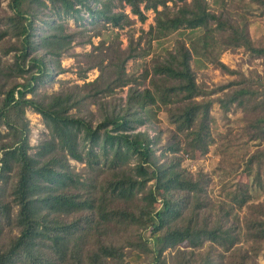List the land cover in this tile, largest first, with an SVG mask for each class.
Returning a JSON list of instances; mask_svg holds the SVG:
<instances>
[{"label": "trees", "instance_id": "16d2710c", "mask_svg": "<svg viewBox=\"0 0 264 264\" xmlns=\"http://www.w3.org/2000/svg\"><path fill=\"white\" fill-rule=\"evenodd\" d=\"M249 1L264 8V0ZM213 2L219 10L206 0L8 1L10 12L0 17V264H132L125 248L151 254L147 264H260L264 205L252 196L264 193V169H254L242 187L226 184L225 199L214 200L206 189L210 177L181 165L184 155L207 151L215 141L214 101L224 113L233 107L242 112L238 131L219 135L222 153L232 152L237 139H264V71L245 76L219 59L226 49L244 47L264 64V42H253L245 21L228 15L224 0ZM125 6L141 22L145 10L154 12V23L136 38ZM83 11L92 34L66 22L85 25ZM52 12L61 20H49ZM125 27L122 46L119 30ZM106 31L111 38L92 44ZM175 31L181 37L163 57L152 58L149 67L136 64L139 74L127 71L129 60L145 58L153 41ZM74 43L91 49L74 52ZM64 54L74 57L79 78L94 68L97 76L38 93L39 85L65 71ZM192 61L236 78L207 89L196 82ZM143 81L148 85L140 88ZM126 86L125 100L107 98ZM92 104L96 124L89 111L78 112ZM163 106L172 129L156 154L160 136L135 130ZM27 109L47 129L33 153ZM70 160L83 164L81 170ZM254 162L264 163V150L253 151L243 171L250 173ZM226 165H218L222 176L233 171ZM235 207L246 209L242 225ZM165 250L173 253L166 258Z\"/></svg>", "mask_w": 264, "mask_h": 264}, {"label": "rangeland", "instance_id": "374dc122", "mask_svg": "<svg viewBox=\"0 0 264 264\" xmlns=\"http://www.w3.org/2000/svg\"><path fill=\"white\" fill-rule=\"evenodd\" d=\"M9 0H0V17L4 12L9 13L10 10L8 8ZM207 6L210 9L219 10L217 5L213 2V0H206ZM226 8V12H229L228 15L233 18V20H244L247 31L251 39L255 44H259L264 42V8L257 5L256 3H251L249 0H224ZM169 5H171L169 3ZM161 8L160 6L158 7ZM4 10V11H2ZM123 10L128 13V16L133 20L132 24L129 26L132 28L134 37L136 38L140 34V30L146 31L149 28L150 24L154 23L153 17L154 12L149 9L145 10L146 19L141 22L137 19L135 15L130 13L129 6H125ZM81 15L85 18L83 20V24L79 25L72 18H66V22L68 26L72 29H81L83 26L87 27L86 34H92L95 29H91L89 24L90 19L86 12H82ZM47 18L60 21L61 18H58L53 12L49 13ZM65 19V18H64ZM39 23V22H38ZM2 21H0V27H2ZM41 26V23L39 24ZM128 27H125L122 30H119L120 39L122 40V46L126 45V32ZM38 31H40V27H38ZM104 31V30H103ZM187 31V29L185 30ZM80 35V34H79ZM193 36V34H191ZM112 33L109 31L104 32L102 36H93L91 38L92 44L96 45L97 42L105 37L111 38ZM181 35L175 31L172 34L166 36L165 38L159 41L152 42V50L145 57L136 60H129L127 62L126 68L127 71H134L136 74L141 72V68H135L136 64L144 63L151 65L150 60L155 57H163L165 50L172 48L175 41L179 39ZM72 51L77 53H83L89 51L91 49V44L89 43H74L71 48ZM70 49V50H71ZM219 59L227 65L231 69L241 71L245 76L251 73L262 74L264 71V64L262 63V59L259 56H256L250 50L245 49L244 47H238L236 49H226L219 54ZM61 66L65 69L64 72L59 74H54L53 78H48L47 82L38 86V93H51L60 89V87L64 85H72L79 84L81 85L83 81H89L94 79L98 71L94 69H90L86 73L85 78H79L77 71L78 66L74 57H70L64 54L61 58ZM195 66V63L192 61V67ZM195 79L196 82L203 85L207 89H213L217 85H221L227 83L228 81L236 78V75L229 74L220 70L219 68H215L211 64L202 65L199 67H194ZM147 81H143L140 83V88L147 86ZM127 93V86L122 89H117L116 93L107 97L112 100L115 99V102L119 100H125V96ZM220 94V91L214 92L210 94V97H215ZM87 111L93 115L91 121L93 124H96L98 120V113L96 112V105H89L88 108L84 107L82 110L78 111L79 113L86 114ZM76 112L75 109L71 110V113ZM211 114V123L210 128L212 131V137L215 139L213 143L209 145V149L207 151L195 150L192 154V157L184 155V158L181 162V165L185 167L190 172L202 171L206 173L210 177V182L206 185L207 192L209 197L214 200L225 199L222 195V189L227 184L231 182H235V184L240 187L249 183L250 179L253 176L254 169H264V163L261 162L260 165L257 162H254L253 168L250 173H246L243 171V166L248 158V156L255 151L256 149L264 150V139L263 140H251L247 143H244V138H239L240 141L236 140V147L233 148V151L230 153H222L219 148V135L227 136L229 131L232 133H236L238 131V126H240L243 122L241 120L242 112L239 108H231L230 111L224 113L222 109L219 107L217 101H214L210 107ZM97 115V116H96ZM95 116V118H94ZM152 118L147 120L145 124H142L137 127V130H146L151 137H155L156 135L160 136V142L156 145L157 150L156 154L160 153V150L164 149L170 140V132L172 129V125L169 123L166 107L163 106L161 110L157 113L151 115ZM26 117L28 119V126L30 129L29 132V144L31 149L29 152L33 153L35 151V146L37 145L40 137L43 133H47V129L43 124L41 116L32 111L31 109L26 110ZM241 143V144H240ZM243 143V144H242ZM224 155V157H223ZM226 155V156H225ZM224 159V161H223ZM72 166H74L76 171H80L83 164H80L74 160H70ZM219 164H227L229 169L233 170L231 174L227 176H222L218 172H220L217 168ZM226 165V166H227ZM252 200L255 203H261L264 205V193L258 190L253 192ZM158 202L155 203L158 206ZM246 209L243 207L241 209L236 208L233 210L240 221V224H243ZM146 236H148V231L145 232ZM218 249V248H217ZM127 255H130L129 260L132 264H147L152 260L151 254L139 253L140 249H131L125 248ZM220 251V249H218ZM173 253V251L165 250L164 256L168 258V254ZM135 254L137 255V260L135 259ZM226 254V253H225ZM132 255V256H131ZM257 261L260 264H264V258L261 254L257 257Z\"/></svg>", "mask_w": 264, "mask_h": 264}]
</instances>
